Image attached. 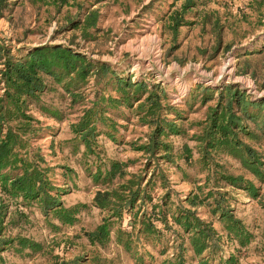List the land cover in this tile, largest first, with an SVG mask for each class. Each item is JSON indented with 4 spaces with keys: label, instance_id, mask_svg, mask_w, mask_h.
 I'll return each mask as SVG.
<instances>
[{
    "label": "rangeland",
    "instance_id": "obj_1",
    "mask_svg": "<svg viewBox=\"0 0 264 264\" xmlns=\"http://www.w3.org/2000/svg\"><path fill=\"white\" fill-rule=\"evenodd\" d=\"M56 44L108 67L103 71L91 68L84 81L67 85L68 76L56 80L41 72L44 87L17 98L27 119H8L2 128L24 123L20 126L24 131H19L24 145L19 150L35 159L42 157L39 164L47 166L45 173L54 186L50 192L57 193L62 205L83 204L71 222H63L52 211L44 214L37 200L5 194L0 187L5 234L19 232L39 242L19 247L13 240L0 249V264L59 260L67 264H162L174 250L171 244L176 233L184 236L186 264H196L186 232L173 220L178 206L193 208L219 234L211 264H225L222 259L229 254L234 257L231 264H264V177L255 176L226 148L205 145L206 138L201 137L212 108L229 101L226 85L243 91L245 99L264 97V0H0V70L6 58H24L36 47ZM116 78L156 84L160 89V100L168 107L163 111L179 128L160 135L171 144L172 160L157 156L160 149L152 155L140 148L152 123L140 117L134 99L106 105L103 114L112 126L98 122L92 151L85 152L70 123L95 99L124 94ZM4 79L0 74L2 102L10 90ZM9 99L11 107L14 98ZM230 106L239 108L234 100ZM255 119L259 121L260 116ZM244 121L257 134L238 135L258 149L259 168L264 171V133L254 121ZM112 160L120 165L110 179L95 175L97 169L110 168ZM17 171L5 170L8 175ZM219 172L248 178L256 194L228 184ZM137 174L142 182L148 181L149 193L139 210L150 215L159 230L157 238L135 235L133 227L131 246L126 249L116 233L117 227L129 230L132 223L130 211L123 207L120 216L109 217V238L102 243L90 241L87 232L107 214L93 201L95 191H120L118 184L126 178L134 182ZM193 192L191 205L186 196ZM217 201L250 231L245 245L226 234L215 209Z\"/></svg>",
    "mask_w": 264,
    "mask_h": 264
},
{
    "label": "trees",
    "instance_id": "obj_2",
    "mask_svg": "<svg viewBox=\"0 0 264 264\" xmlns=\"http://www.w3.org/2000/svg\"><path fill=\"white\" fill-rule=\"evenodd\" d=\"M26 54L24 58L15 60L6 58L4 67L0 70V74L5 78L6 86L10 88L4 93V102H2L3 97L0 96V187L5 194L11 196L21 195L23 199L37 200L44 214L52 211L63 222H71L75 218L74 213L83 203L77 202L69 206L62 205L57 193L50 192L54 186L45 173L47 166L39 164L42 157L38 156L35 159L34 156H27L25 151L19 150L24 145L19 135V131H24L20 127L24 123H20L21 125L16 126V128L6 124L4 129L2 123L8 119L16 120L21 117L27 119L25 113L19 108L17 98L20 93L31 95L44 87L45 83L41 72L51 75L56 80L68 76L67 85L76 81H84L91 68L103 71L108 65L103 61L98 63L87 61L88 58L84 54L72 51V49L60 44L36 47ZM116 82L124 94H120L119 98L106 95L105 97L101 96L99 100L95 99L92 105L83 109L76 121L70 123L72 131L77 133L84 143L85 152L92 151L94 129L98 122L103 121L107 126H112V122L106 120L109 118L103 114L107 109L106 105L115 106L119 99L129 103L134 99L137 100V110L138 113H141L140 117H148L146 120L152 123L148 139L141 144L140 148L152 155L156 149H160L162 152L157 156L164 160H172L171 144L160 138V135L165 134L167 131H178L179 128L172 118L166 117L167 111H163L166 104L160 100V94H162L160 89L157 88L156 84L148 86L143 81L130 82L124 78H116ZM224 88L229 95V101L219 108H212L201 137L206 138L205 145L226 148L228 153L240 158L243 166L262 179L264 171L259 168V164L262 163L260 152L256 147L242 140L238 134L240 132L246 136L257 134L255 130L249 128L247 122L244 121L245 119L254 121V126H257L264 133V97L257 100L245 99L244 92L235 86L226 85ZM9 98H14L11 107H8L7 99ZM103 100L108 101L110 104L99 102ZM232 100L239 106L237 110L232 109L230 106ZM249 106H257V108L251 110ZM258 116H260L259 121L255 119ZM1 130L4 131L1 132ZM118 165H120V162L112 160L110 168H104L103 171L97 169L95 175L102 174L103 179H110L115 170L119 169ZM7 168L18 169L19 171L8 175L5 172ZM219 173V177L228 184L245 188L251 195L256 194V186L241 174ZM121 174L122 170H119L118 175ZM142 179L143 177L139 174L135 175L134 182L132 179L126 178L118 184L117 188L120 191L114 188H103L95 191L93 201L98 206L105 208L107 214L92 230L87 232L90 241L96 240L102 243L109 238V230L112 224V219L109 217L111 215L120 216L123 207H127L130 211L132 223L129 230L117 227L116 233L118 241L122 242L126 249L131 246L130 236L133 234V227H136L133 228L135 229V235L136 233H144L149 234L151 238H157L156 234L158 235L159 230L155 227L150 215L143 212L144 210H139L144 200L149 198L148 181L142 182ZM186 197L191 205L195 203L193 199L195 197L194 192ZM4 208L5 203L0 201V249L11 244L13 240L19 247L39 245V242L19 232L14 235L5 234L3 230ZM215 209L226 234L234 238L238 245H245L250 240L251 233L241 219L235 216L230 208L219 207L218 201ZM158 211L161 212V209ZM172 215L173 220L182 228L183 232H186L188 244L197 257L196 264H211L209 259L212 258L218 247L219 234L211 226L210 221L203 220L194 213L193 208L185 206H178ZM164 217L162 216L161 219L163 220ZM176 235L173 238L174 242L171 244L174 250L170 256L162 260V264H186L183 257L186 248L183 244L184 236H181L180 233H176ZM146 238L148 237L146 236ZM176 238H179V240L177 241ZM163 244L164 248L166 242ZM233 260L232 254L222 259L225 264H231ZM54 262V264H67L65 260Z\"/></svg>",
    "mask_w": 264,
    "mask_h": 264
}]
</instances>
